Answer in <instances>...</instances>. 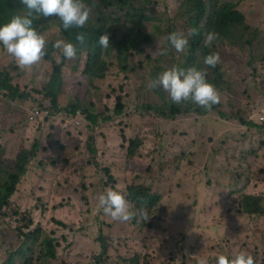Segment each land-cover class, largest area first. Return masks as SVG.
I'll return each instance as SVG.
<instances>
[{
    "label": "rangeland",
    "instance_id": "1",
    "mask_svg": "<svg viewBox=\"0 0 264 264\" xmlns=\"http://www.w3.org/2000/svg\"><path fill=\"white\" fill-rule=\"evenodd\" d=\"M182 1L136 0L144 15L152 17L145 21L149 32L155 29L154 22L166 32L153 44H144L145 53L129 45V52L120 58L116 52L107 55L111 71L105 78L76 82L87 51L79 59L65 60L61 105L68 106L76 96L87 104L93 102L88 109L101 118L95 127L84 114L83 123L67 112L52 114L45 86L53 61L43 56L21 68L0 48V74L9 71L12 83L30 94L12 98L0 92V145L7 158H15L22 148L40 143L0 220V239L19 236L26 217L34 224L23 233L41 227L54 239L57 258L50 264H106L99 257L101 234L111 243L109 259L139 252L150 264H197L200 258L214 264L217 253L234 255L240 250L264 257V219H249L239 210L243 195L262 196L264 206V122L259 119L264 114V40L250 45H244L246 40L217 43L224 79L219 109L167 118L145 108L164 101L170 107L163 98L167 93L151 87V74L183 61V50L177 51L167 40L171 31L193 35L180 11ZM227 1L237 3L247 23L264 37V0H204L200 24ZM109 12L110 24L119 14ZM89 14L94 18L93 8ZM107 34L111 40V32ZM44 36L47 42L59 37L58 28L48 25ZM205 37L199 39L205 42ZM158 45L168 52L155 51ZM250 52L257 58L256 70L250 66ZM146 53L151 55L149 60ZM54 55L61 60L59 50ZM118 96L125 105L121 114L115 111ZM32 114L36 115L33 121ZM105 116L109 121L102 120ZM90 136L95 138V155L87 148ZM138 137L141 144L135 156H128L129 142ZM257 171L262 179L255 178ZM131 183L148 184L161 195L144 225L134 219H113L97 208L98 197L107 188L125 192L123 187ZM9 253L8 244H0V264Z\"/></svg>",
    "mask_w": 264,
    "mask_h": 264
},
{
    "label": "trees",
    "instance_id": "2",
    "mask_svg": "<svg viewBox=\"0 0 264 264\" xmlns=\"http://www.w3.org/2000/svg\"><path fill=\"white\" fill-rule=\"evenodd\" d=\"M85 6L89 9V12L95 11L94 18L88 17V21L82 28L64 29L61 26L59 19L55 16L44 17L42 20L33 18V27H35L42 34L47 28V25L58 28V35L65 40H71L76 43L77 46V59L86 53V61L84 67L79 76L76 77V82L82 84L84 79L89 81L95 79L105 78L110 70V65L107 60V55L112 52H116L118 58L126 55L128 46H137L139 53L146 52V45L154 43L155 39H159L166 31H164L162 25L158 22L153 23L155 29L149 32L145 25V21L152 20V17L144 15V8L139 7L136 4V0H84ZM206 7L204 0H183L180 5V11L185 17H187L190 23V30L192 36L188 38L189 43L185 46L182 53V63L177 67L187 68L190 66H196L205 70L207 79L218 90L220 100L218 103L212 105L209 108H204L191 101H182L180 104L173 103L167 95H163V98L167 99L170 107L166 106V101L163 105L148 104L146 109L152 110L155 113L167 117L173 118L176 115L187 113H205L206 111H215L219 109L222 94L224 92V79L221 62L216 64L215 67L205 65L203 63L204 56L210 52L216 53V45L218 42H224L232 45L237 42H246L244 45L253 44L255 40H264L262 31L257 27L251 26L246 21L245 12L237 8V3L232 1L224 2L218 5L211 14L207 17L203 25L200 24V16L205 13ZM23 11L21 0H0V23L7 22L13 15H16ZM119 14V18H114L113 23H108V17L110 12ZM125 19L121 21L120 17ZM97 23V24H96ZM96 24V25H95ZM216 33V38L210 46L206 45L201 39L207 35L208 32ZM82 32L84 34V41H76V34ZM111 32V40L108 47L101 48L98 43V37L102 33ZM172 32V31H171ZM55 36L50 42L46 43V53L44 57L54 62L53 70L50 80L45 86L46 95L51 99L52 114L57 112H67L72 115L78 114L76 117H80L83 123L85 115L86 119L92 127L99 125L101 118L98 114L91 112L88 106L94 104L91 102L87 104L84 99L76 96L72 102L68 103V106L62 107L59 91L63 83V66L65 60L61 56V60L58 61L54 55V48L52 47L53 41L59 38ZM252 53V52H250ZM151 55L146 53V59L149 60ZM250 66L252 69L253 63L257 58L251 55ZM264 59V54H263ZM130 68V66H125ZM256 70V69H255ZM160 71L154 70L151 74V81L156 78ZM159 88V87H157ZM0 91L9 97H27L30 95L27 91H22L18 86L12 83V76L9 71L4 70L0 74ZM165 92V91H164ZM124 103L118 96L115 111L121 114L124 111ZM222 116H226L224 113ZM108 118L103 117V121H109ZM245 122L244 119H241ZM81 124H76L81 126ZM249 124L254 125L253 122ZM89 126V125H88ZM122 141L126 140L125 134L121 133ZM130 147L128 149V156L134 157L137 148L141 144V140H131L129 142ZM158 147V146H157ZM155 147L154 149H156ZM87 148L91 154H96L97 149L95 146V138L90 136L87 142ZM40 149V143L34 142L30 149L22 148L15 158L6 157V149L0 145V220L5 217V210L10 205L11 199L18 190V186L22 181V178L27 172L28 165L36 157ZM261 171L255 173V178L262 179L260 175ZM115 189V188H114ZM126 199L131 205V209L139 214V210L143 208L151 216L155 208L161 201V195L159 192H152L151 186L148 184L131 183L123 187ZM239 210L245 214L249 219H264V206L261 204L263 197L260 195H243L239 199ZM17 211V210H16ZM16 211L14 214H16ZM25 221V227L19 226V236L14 235L12 240L2 238L0 244H8V251L10 252L3 264H50L52 260L57 258V250L53 243V240L41 227H38L35 232L23 233L24 229H29L33 226V220L23 217ZM135 221L141 220L133 218ZM143 225L145 224V221ZM32 231V229H30ZM5 239V240H4ZM106 235H100L101 253L99 257L101 260L105 259L106 264H150L147 258L143 257L139 252H134L129 257H123L119 255L115 259H109V249L111 243ZM264 255V254H263ZM254 258L255 264H264V257L258 259Z\"/></svg>",
    "mask_w": 264,
    "mask_h": 264
},
{
    "label": "clouds",
    "instance_id": "3",
    "mask_svg": "<svg viewBox=\"0 0 264 264\" xmlns=\"http://www.w3.org/2000/svg\"><path fill=\"white\" fill-rule=\"evenodd\" d=\"M21 4L22 12L13 15L7 22L0 23V48L9 54L21 68H28L38 63L46 53V37L44 33L42 34L33 27V18L40 25L38 20H42V16H55L64 29H71L82 28L89 17V9L85 6L84 0H21ZM216 35L214 32H208L205 44L210 46ZM167 40L177 51L184 50L189 43L188 38L177 31L170 32ZM76 41H84L82 32L76 34ZM109 42V35L105 32L98 37L101 48L108 47ZM52 47L59 50L64 58H72L77 54L76 43L71 40L58 38L53 41ZM155 51L165 55L168 48H159L158 45ZM219 60L218 53L210 52L204 56L203 63L215 67ZM151 87L162 88L168 98L176 104L191 101L204 108H209L220 100L218 90L207 79L205 70L196 66L167 68L151 81ZM39 113L37 108V114ZM78 114L80 111L76 115ZM35 118L34 114L30 116L32 121ZM97 208L111 218L121 221L137 218L146 222L150 217L143 208L139 210V214L133 211L125 194L111 187L99 195ZM197 264H206V259H198ZM214 264H255V262L250 253L240 250L234 255L217 253Z\"/></svg>",
    "mask_w": 264,
    "mask_h": 264
},
{
    "label": "built area",
    "instance_id": "4",
    "mask_svg": "<svg viewBox=\"0 0 264 264\" xmlns=\"http://www.w3.org/2000/svg\"><path fill=\"white\" fill-rule=\"evenodd\" d=\"M259 119H260L262 122H264V114L260 115V116H259Z\"/></svg>",
    "mask_w": 264,
    "mask_h": 264
}]
</instances>
